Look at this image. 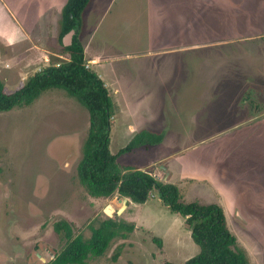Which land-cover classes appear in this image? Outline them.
<instances>
[{
    "label": "rangeland",
    "instance_id": "obj_1",
    "mask_svg": "<svg viewBox=\"0 0 264 264\" xmlns=\"http://www.w3.org/2000/svg\"><path fill=\"white\" fill-rule=\"evenodd\" d=\"M36 1L28 16L20 10L8 13L28 33L26 42L9 45L0 36V80L6 92L18 89L44 66L39 50L66 57L51 56L50 64L68 58L59 37L66 0ZM249 5L264 7V0H90L77 36L85 60L97 58L95 64H87L100 74L116 105L111 153L140 131L162 136L157 144L120 154L117 164L158 174L159 180L176 187L182 202L219 205L236 247L250 264H264V175L260 179L244 174L248 186L240 188L238 204L245 212L241 218L231 199L234 188L220 192L211 180L183 167L187 160L193 164L192 158L202 151L225 148L233 134H260L246 132L252 124L231 128L238 123V110L241 116L251 115V103L243 100L248 89L256 87L264 98V40L219 45L216 38L229 39V18ZM172 44L176 51L161 52ZM245 74L256 86L248 87ZM233 79L237 86L242 83L236 90ZM88 125L87 110L59 88L44 91L29 105L0 112V264H48L64 245L54 223L66 220L74 234L88 237L89 225L108 217V204L115 210L122 206L117 198L123 197H92L78 179L76 166ZM263 164L264 160L255 166ZM160 166L176 170L167 176ZM248 187L262 192L250 196L256 202L249 203L254 216L244 203ZM112 218L135 227L127 238H115L103 255L90 256L85 264H182L199 251L184 216L172 211L154 189L144 203L127 201Z\"/></svg>",
    "mask_w": 264,
    "mask_h": 264
},
{
    "label": "trees",
    "instance_id": "obj_2",
    "mask_svg": "<svg viewBox=\"0 0 264 264\" xmlns=\"http://www.w3.org/2000/svg\"><path fill=\"white\" fill-rule=\"evenodd\" d=\"M90 0H66L59 21L60 39L74 29L72 42L64 46L68 58L58 64H50L34 74L18 89L6 92L0 80V112L31 104L44 91L63 89L88 112V131L81 147V157L76 166L80 183L87 193L96 198H110L115 194L130 201L144 203L149 193L156 190L159 198L172 210L184 216L185 226L199 247V251L182 264H250L245 254L236 247V239L227 227L221 207L215 203L197 201L182 202L176 187L156 178L150 170L131 166L121 168L117 164L120 154L140 146L161 141L162 136L143 134L140 131L115 153L109 150L111 117L116 105L97 72L86 67L84 48L78 39L82 13ZM134 223L106 217L96 226L89 225L90 235L74 234L66 220L54 223V230L64 239L62 249L48 264H85L90 256L99 257L115 238H127ZM158 244L161 240L153 238ZM118 246L112 255L116 260ZM165 264H175L167 261Z\"/></svg>",
    "mask_w": 264,
    "mask_h": 264
},
{
    "label": "crops",
    "instance_id": "obj_3",
    "mask_svg": "<svg viewBox=\"0 0 264 264\" xmlns=\"http://www.w3.org/2000/svg\"><path fill=\"white\" fill-rule=\"evenodd\" d=\"M15 1L16 0H7V4L3 5L1 4V0H0V36H4L7 41V44L9 45L16 44L19 42H26L28 39V33L25 32L21 22L18 21L17 19H14L11 15L9 16L8 13L10 12L12 14L14 10L17 11L20 10L22 13H25V15L28 16V13L34 10V7L35 6L37 7L38 5L36 0H30L29 2L28 0H24L23 2H21L22 0H18L17 2ZM42 1L43 3L47 2V0H42ZM249 1L250 0H248V3ZM259 5H255V8L253 7L251 8V6L249 5L248 7L244 8V10L238 9L237 10L238 12H233L234 15L232 16V18H229L228 20L230 22V25L225 26V28H227V32L225 33L228 34L230 32H233V35H231L229 39L227 38L221 39V36L216 37V38H220V40H217V41H221L219 45L235 42L237 40L240 41H247V40L252 41L259 39L264 40V7H259ZM223 17L225 18L226 16L223 15ZM222 20L223 18L221 19V21ZM209 27L211 28V30H213L212 29L213 27L210 25V23H209ZM37 43H40V41H38ZM44 45L45 46L47 45L46 42ZM172 45L173 46L171 47L168 46L161 49V52L164 50L176 51L177 47L175 46V44ZM157 52L160 53L159 51ZM39 54H40L39 58H41L42 56L43 62L46 60V63L44 64L43 67L50 64L49 60H51V56L66 58L65 56H62L61 53L52 52V51L50 54L45 50H39ZM96 61L97 58L91 57L86 60V63L92 65L95 64ZM244 76H242V79L247 78L249 80L248 83H251V84L247 83L248 87L253 88L252 85L256 86V84H253L255 79H252L249 75L246 74ZM235 79L239 81V76L238 75L235 76ZM235 79H233L234 80L233 83H235L236 86L234 90H236L238 86L242 84L241 83L240 85L237 86ZM253 89L257 92L256 95L258 96L259 102L264 104V98H262V96L259 95V90L256 89V87H254ZM235 117H237L235 121L236 123L237 122L238 123L231 128L232 130L238 127H244L245 125H248L247 127H249L252 124L255 126L247 130L246 132L254 130L260 132V134H236V135L233 134V136L229 138L230 141L228 142V145L225 148L218 147L217 150L213 152L208 151L206 153L202 151L201 153H198L195 156V158H192L194 161V163L192 161L193 164H191V161L187 160L186 163L183 165V167L184 168L190 167L192 172L190 171L189 173L199 175L200 178L205 177L208 180H211L215 188L220 192H223L221 189H224L225 191L229 189L232 191L234 188L235 190L231 195V199L234 203V209L235 210L237 209L238 216H240L241 218H245L244 209L243 207H239L238 204L239 201L241 202V200H239L240 188L244 190V188L248 186V182H247L248 178L244 174L248 176H260V179H262L263 178L262 175H264V164L261 166L258 165L255 166L256 163L262 164L264 160V152H263L264 134H263V130L261 129L258 130L259 128H264V108L259 110L255 115L254 114L250 115L249 118L247 116L245 117L241 116L238 110ZM259 125H261L262 127H259ZM174 170H176L175 166H173V168H168V169L163 168L162 171L163 173L165 171L168 176L169 174H172ZM157 176L158 174L155 175V177L159 178ZM252 189L253 190H250V187H248L243 193L244 203L247 204L246 208L247 210H249L250 214H252L255 211L253 210V208H249V203L256 204V202L252 198H250L251 194H253L256 197L257 194L262 195L261 191H256L254 188ZM248 193H250V195ZM127 201L130 202L129 199L123 198V201H121L122 203V206L120 207L121 209L124 208V203L126 205ZM252 205L253 204H251V206ZM239 212L241 214H239Z\"/></svg>",
    "mask_w": 264,
    "mask_h": 264
},
{
    "label": "flooded vegetation",
    "instance_id": "obj_4",
    "mask_svg": "<svg viewBox=\"0 0 264 264\" xmlns=\"http://www.w3.org/2000/svg\"><path fill=\"white\" fill-rule=\"evenodd\" d=\"M205 24L201 25L204 26ZM207 26H209L207 24ZM243 100L244 102L245 101H248L249 103H251V110H250V113H252L251 115H255L259 110L263 109L264 108V104L263 103H260L259 102V99H258V96L256 95V92L252 89H248L244 96H243Z\"/></svg>",
    "mask_w": 264,
    "mask_h": 264
},
{
    "label": "water",
    "instance_id": "obj_5",
    "mask_svg": "<svg viewBox=\"0 0 264 264\" xmlns=\"http://www.w3.org/2000/svg\"><path fill=\"white\" fill-rule=\"evenodd\" d=\"M75 33V30L74 29H71L69 30L67 33L64 34L63 38H62V42H63V45L64 46H68L71 44L72 42V37H73V34ZM161 168H163L162 166H160ZM119 201H123V199L121 198H117ZM125 200V199H124ZM125 203H124V208H125ZM123 210V208L121 209H118V210H115L111 205H107L105 208H104V212L106 213V215L108 217H112V214L113 212H115L116 214H119L121 211Z\"/></svg>",
    "mask_w": 264,
    "mask_h": 264
},
{
    "label": "built area",
    "instance_id": "obj_6",
    "mask_svg": "<svg viewBox=\"0 0 264 264\" xmlns=\"http://www.w3.org/2000/svg\"><path fill=\"white\" fill-rule=\"evenodd\" d=\"M86 67H88V64H86Z\"/></svg>",
    "mask_w": 264,
    "mask_h": 264
}]
</instances>
